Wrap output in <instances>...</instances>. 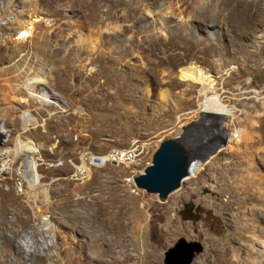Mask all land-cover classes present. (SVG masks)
<instances>
[{"label":"rangeland","instance_id":"374dc122","mask_svg":"<svg viewBox=\"0 0 264 264\" xmlns=\"http://www.w3.org/2000/svg\"><path fill=\"white\" fill-rule=\"evenodd\" d=\"M36 8L25 18L42 17L32 37L8 29L11 15L1 21L2 122L20 132L25 109L45 119L27 134L46 161L135 140L154 152L180 136L201 165L166 199L138 189L136 171L122 167L94 170L78 185L64 179L68 166L40 165L43 185L26 201L0 175V264H31L30 251L75 264L68 241L100 234L119 241L112 264H165L181 239L203 248L191 264H244L246 250L251 263L264 260V0H40ZM186 67L211 76L227 117L205 118L215 112H202L203 85L181 77ZM31 79L60 108L29 98ZM102 210H120L105 220L122 241L101 223Z\"/></svg>","mask_w":264,"mask_h":264},{"label":"built area","instance_id":"2783aa9c","mask_svg":"<svg viewBox=\"0 0 264 264\" xmlns=\"http://www.w3.org/2000/svg\"><path fill=\"white\" fill-rule=\"evenodd\" d=\"M44 91L45 95L50 96L53 103L45 102L40 96L34 99L38 103L46 105L47 103L55 104L60 108V104L55 102L56 99L54 101L48 89L44 88ZM26 94L29 98H33L30 97V93L26 92ZM25 113H27V117L31 119V122L29 123L27 131L24 130L21 136L19 133L23 130L20 129V132H16L13 123L7 125V127L5 125V131H3L1 129L2 120L0 119V175L11 181L13 191L25 201L26 198L24 196L27 195L35 198L40 192V187L43 185L42 183L45 177L39 171V166L43 164L52 168H64L68 166L71 170L64 179L78 185L86 184L91 179L94 170L107 166L135 170V176H137L138 173L141 174L151 164V159L155 151H151L147 143L139 140L133 141L126 148L113 147L102 153H96L88 148L81 150L74 148L71 151L72 154L68 157L60 153L59 156L46 161L41 157L38 141L34 137H29L27 134V132L39 126L43 128L45 119L38 124L32 110L25 109ZM78 139V135L74 134L73 141L75 144L78 142ZM30 146L32 148L37 146L40 151L32 152ZM53 149H56V147ZM53 149L50 150L51 153H54ZM36 164L37 166H35ZM30 203L35 204L36 202L30 200Z\"/></svg>","mask_w":264,"mask_h":264},{"label":"bare ground","instance_id":"6f19581e","mask_svg":"<svg viewBox=\"0 0 264 264\" xmlns=\"http://www.w3.org/2000/svg\"><path fill=\"white\" fill-rule=\"evenodd\" d=\"M18 0H0V32L2 31L1 28V21L6 18L7 16H12L13 18L10 19L9 24L7 25L8 29L14 30L16 34L18 35V39H26L33 36V33H35L36 26H34V23H39L42 20V17H34V19L27 20L25 19L27 14L30 12H36L38 10L36 8L37 3L40 0H21L22 6L18 11L13 10V6L15 3H17ZM30 7H34L35 9L29 10ZM264 11V10H263ZM29 16V15H28ZM263 19V18H262ZM8 37V36H7ZM5 36H0V40L6 41ZM9 39V38H8ZM6 43V42H5ZM181 77L185 79H192L195 82L201 83L203 85V96L205 98V102L202 103L203 106V113H206V111L213 113L215 112V115H205V118H211L214 117L216 119H223L228 116L229 109L221 102L220 96L217 94L218 92L214 88V80L211 79V76L208 74H205L204 71L197 69L195 67H186L181 70ZM38 81L35 79H31L26 83V91L30 93L32 97L40 96L42 99H44L45 102H51L47 95H45V91L34 86L36 85ZM224 101V100H223ZM1 111V110H0ZM208 112V113H209ZM24 119L22 122V130L19 135L24 133V130L27 131L29 123L31 122V119L27 117V113H25L24 110ZM10 121L2 122L1 125L5 126L8 124H11ZM189 131V130H188ZM195 134V133H194ZM241 133L237 134H231L228 136L229 140H232L234 138L240 137ZM180 135V134H179ZM182 135V134H181ZM202 136V135H201ZM185 137V136H184ZM196 139V138H195ZM198 139V138H197ZM239 139V138H238ZM190 140V139H189ZM193 141V140H192ZM32 142V141H31ZM33 144V142H32ZM32 152H34L36 148H32ZM200 148V147H199ZM205 150V149H204ZM200 151V150H199ZM195 164L201 165V158L197 159L195 158L192 161L189 177H191L194 174V166ZM186 178V179H187ZM184 179V180H186ZM26 197V196H25ZM41 213V210H38V212H35V215H39ZM120 210H102L101 214L98 216L101 218V223L107 225V228L109 229L112 227L114 230L117 231L118 234H120L119 229L116 226V223L107 222L105 219L107 217H122L120 214ZM78 216V215H77ZM75 217V216H74ZM43 220L48 221L46 227H50L52 230L56 232V229L53 227L54 223L51 222V220L48 217H45ZM262 235V233H261ZM119 240L122 241V235H119ZM67 241V239H66ZM112 240H107L105 237H103L102 234L99 235V238H90L87 242H76L75 245L71 246V244L68 241V245L70 248L74 249L72 252V258L73 262L75 264H112L113 262L117 263V257H116V248L118 247L119 241L117 238L114 239L113 243ZM108 242L110 243V247L107 251H103L100 249V244ZM50 248V247H49ZM30 249V248H29ZM29 251V250H28ZM31 252V264H39V263H45L49 262L50 264H58L57 261H55L51 256H45V255H36L32 251ZM59 257H61L60 252L58 253ZM130 255V254H129ZM254 253L250 250H246V257L244 259V264H264V260L257 259L255 263H251L253 259ZM109 258L113 259L114 261L109 260ZM63 259H61L62 261ZM232 261L233 259H228L226 262L227 264ZM237 261V260H236ZM215 264V263H214ZM238 264V261L236 262Z\"/></svg>","mask_w":264,"mask_h":264},{"label":"water","instance_id":"95a60500","mask_svg":"<svg viewBox=\"0 0 264 264\" xmlns=\"http://www.w3.org/2000/svg\"><path fill=\"white\" fill-rule=\"evenodd\" d=\"M193 160V152L188 150L180 136L171 137L160 144L151 164L140 175L133 177V183L138 189L166 199L189 176ZM202 250L199 243L181 239L165 253V264H191Z\"/></svg>","mask_w":264,"mask_h":264}]
</instances>
